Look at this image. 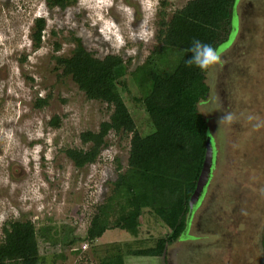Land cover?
<instances>
[{"label":"rangeland","instance_id":"1","mask_svg":"<svg viewBox=\"0 0 264 264\" xmlns=\"http://www.w3.org/2000/svg\"><path fill=\"white\" fill-rule=\"evenodd\" d=\"M48 1L0 0V241L9 221L31 220L37 236L21 255L44 256L42 264H99L114 242L123 243V264H163L129 253L152 245L166 229L150 210L135 220V237L108 228L113 182L127 165L131 135L109 130L95 161L82 167L65 154L88 148L80 134L98 132L113 105L89 98L56 57H69L75 39L97 58L121 56L130 89L123 99L147 134L131 73L161 45L159 21L189 0H74L64 8ZM233 14L221 63L210 69L212 77L204 72L209 92L198 104L213 141L211 178L188 229L164 251L169 264H264V128L255 130L246 119L264 116V0H236ZM39 17L45 26L35 45ZM223 109L236 114L235 123L219 124ZM72 236L80 240L63 243Z\"/></svg>","mask_w":264,"mask_h":264},{"label":"trees","instance_id":"2","mask_svg":"<svg viewBox=\"0 0 264 264\" xmlns=\"http://www.w3.org/2000/svg\"><path fill=\"white\" fill-rule=\"evenodd\" d=\"M73 1L48 3L64 8ZM235 3L236 0H189L168 21L163 18L159 21L161 45L131 73L140 90V96L133 99L143 106L151 127L144 135L138 131L123 99L130 89L125 79L126 61L121 56L108 54L97 58L75 39L76 47L69 57H56L63 73L71 75L89 98L113 105L109 121L102 122L98 132L87 130L80 134L83 144L90 143L88 148H66L67 157L82 167L95 161L106 145L104 137L109 130L131 135L127 165L113 182L112 199L116 203L111 205L108 228H119L135 237L138 232L135 220L143 209L150 210L166 228L152 245L132 249L130 254L163 256L165 249L188 227V201L202 167L210 126L208 118L198 109L209 92L204 71L186 65V59L191 57L186 49L193 39L214 47L227 42L233 29ZM44 26V18L35 20L32 35L35 45L41 41ZM52 123L57 124L56 117ZM210 140L213 144L211 137ZM47 229L41 228L43 232ZM2 231L0 264H42L44 256L21 255L37 236L31 220L9 221ZM88 239L92 242L93 237ZM76 240L80 238L72 236L67 242L62 241L71 245ZM103 253L99 264H123L121 243L106 245Z\"/></svg>","mask_w":264,"mask_h":264},{"label":"clouds","instance_id":"3","mask_svg":"<svg viewBox=\"0 0 264 264\" xmlns=\"http://www.w3.org/2000/svg\"><path fill=\"white\" fill-rule=\"evenodd\" d=\"M186 52L191 53V57L186 59L187 66H195L206 73V76L212 77L214 74L210 71L214 66L221 63V58L224 52L221 46H212L211 44L202 42L199 39H193L191 46L186 49ZM223 115L219 119V124L231 125L236 122V114L227 109H223ZM246 119L252 124L255 130L264 128V116L257 113H248ZM3 217L0 216V220Z\"/></svg>","mask_w":264,"mask_h":264},{"label":"water","instance_id":"4","mask_svg":"<svg viewBox=\"0 0 264 264\" xmlns=\"http://www.w3.org/2000/svg\"><path fill=\"white\" fill-rule=\"evenodd\" d=\"M213 162H214V147H213V144L211 143L210 137H207L205 141V153H204V159L202 162V167H201V170H200L197 182H196L195 189L192 192L189 198V201H188L189 223L191 219L190 217L194 214L195 209L197 208L200 200L202 199L204 189L207 186L211 178Z\"/></svg>","mask_w":264,"mask_h":264},{"label":"crops","instance_id":"5","mask_svg":"<svg viewBox=\"0 0 264 264\" xmlns=\"http://www.w3.org/2000/svg\"><path fill=\"white\" fill-rule=\"evenodd\" d=\"M121 244H123V243H121ZM166 249H169V246L166 248ZM167 254H168V251L166 250V253H164V255L163 256H155V257H160V258H162V263L163 264H167L168 262L167 261H165V260H167ZM164 259V260H163ZM169 264V263H168Z\"/></svg>","mask_w":264,"mask_h":264},{"label":"flooded vegetation","instance_id":"6","mask_svg":"<svg viewBox=\"0 0 264 264\" xmlns=\"http://www.w3.org/2000/svg\"><path fill=\"white\" fill-rule=\"evenodd\" d=\"M234 18H236V16L234 15Z\"/></svg>","mask_w":264,"mask_h":264},{"label":"built area","instance_id":"7","mask_svg":"<svg viewBox=\"0 0 264 264\" xmlns=\"http://www.w3.org/2000/svg\"><path fill=\"white\" fill-rule=\"evenodd\" d=\"M83 248H85V246H83Z\"/></svg>","mask_w":264,"mask_h":264}]
</instances>
